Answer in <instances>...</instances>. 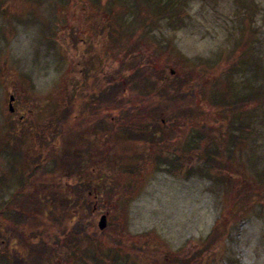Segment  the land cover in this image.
Instances as JSON below:
<instances>
[{"label": "rangeland", "instance_id": "1", "mask_svg": "<svg viewBox=\"0 0 264 264\" xmlns=\"http://www.w3.org/2000/svg\"><path fill=\"white\" fill-rule=\"evenodd\" d=\"M125 1L131 4V0H0V184L11 183L1 197L24 176L27 163L45 154V146L36 145L24 130L17 129L23 133L19 153L8 147L11 128L3 117L9 116L8 95L15 91L14 107L35 102L27 117L37 130L52 121L57 128L55 120L62 122L63 115V130L71 135L84 118L102 116L107 124L113 118L112 153L105 158L112 168L108 187L117 193L112 192L109 226L96 236L98 250L90 249L95 250L96 264H264V100L255 98L244 107L251 114L244 127L245 142L239 150L228 141L219 145L225 168L209 177L198 156L214 144L193 137L201 121L208 126L215 121L207 99L199 101L187 119L178 101H161L156 94L176 77L184 80L186 73L198 93L221 90L225 76L238 96L264 91V0H188L178 29L165 20L149 26L132 22V13L124 14ZM110 8V24L117 31L113 37L111 29L102 28L106 21L98 19L106 20ZM231 57L240 67L228 75ZM134 59L147 66L136 68ZM259 96L264 99L263 93ZM151 131L161 132L166 140L139 137ZM47 132L43 130L50 135ZM140 155L143 158L134 167L133 158ZM160 155L186 162L182 168L169 167L154 158ZM49 160V173H35L31 182L44 178L57 182L55 164ZM253 163L256 169L250 167ZM243 181L246 190L241 192ZM239 202L246 208L235 216ZM31 203L30 229L40 230L48 214L41 213L37 202ZM221 216L225 232L210 239ZM4 231L16 248L49 246L47 259L58 264L50 237L41 234L34 242V236L18 235L16 226ZM7 251L12 253L0 248V264L14 260L2 256ZM28 254L29 261L33 256Z\"/></svg>", "mask_w": 264, "mask_h": 264}, {"label": "flooded vegetation", "instance_id": "2", "mask_svg": "<svg viewBox=\"0 0 264 264\" xmlns=\"http://www.w3.org/2000/svg\"><path fill=\"white\" fill-rule=\"evenodd\" d=\"M17 100L18 96L15 91L9 93L7 104V115L9 116L3 117V120L7 121L6 123L10 124L11 128L9 132L11 134L8 135L11 141L8 146L9 149L11 152L18 150L19 153L20 151V137L23 133L17 132L18 129L24 130L26 135H32V141L36 145L43 144L45 154L38 155V160L35 159L34 165H32L33 161L31 164L25 165L24 176L20 177L13 190L5 193L4 197H1V193L6 191L5 188H11V183L0 184V248H9L12 251V253L7 251V254H2V256L8 259L14 257V260L9 262L10 264H52L51 260L47 259L49 246L39 248L37 247L38 244L35 245L37 248L22 249L16 248L17 245L12 246V239L7 242L4 230L11 225L17 227V233L20 236H26V234L31 237L34 236L32 237L34 242L42 238L41 234L44 237L47 236V239L50 237L49 242L56 246V248L51 246V252L56 256L58 264H61L62 261L65 262V259L71 260L69 264H76V262L96 264L97 257L92 256L95 250L91 252L90 249L98 250L96 236L100 237L109 226V207L113 199L111 188L102 189L104 183L108 184L111 178L112 168L107 164L105 156L110 159L112 153L110 142L113 118L110 117L111 122L109 121V124H107L106 118L102 116L94 115L95 118H86L87 120L84 118L83 123L78 125L77 133L71 135L63 130L62 125L65 123V117L61 115L62 118L60 119L64 121H62L63 123L55 120L57 122V128H55L52 125L53 121L51 124L45 122L44 124L48 128L39 129L42 131L41 133L33 127L35 124L33 119L27 117L28 112L33 111L32 106L35 102L28 100L21 106L14 107ZM10 104L12 109H10ZM47 129V134L50 135L43 134V130ZM97 135L101 136L97 137ZM40 151L41 149L37 150L39 154ZM48 156L58 158L57 166H55L59 176L57 182L46 178L35 183L31 182L28 174L33 166L36 173H41L42 170L49 173L50 170L46 169ZM81 156L84 160L86 156L89 157L90 163L82 164ZM102 159H105L106 163ZM49 161L53 165L54 161L52 159ZM33 187L35 188L33 189ZM29 189L32 191L30 192ZM31 202H37L43 214L48 211L46 204H56L59 219L57 224L50 223L46 217L44 219L46 221L43 220L42 225L44 227L42 229L38 230L36 227L30 229L34 217L31 213L32 209L29 208ZM6 215H11V217H4ZM102 215H105V227L99 229L98 222ZM66 246L67 248H65ZM71 246L74 248H70ZM27 250H30L29 252L33 256L29 261L27 260L29 256ZM22 253H25L24 256Z\"/></svg>", "mask_w": 264, "mask_h": 264}, {"label": "trees", "instance_id": "3", "mask_svg": "<svg viewBox=\"0 0 264 264\" xmlns=\"http://www.w3.org/2000/svg\"><path fill=\"white\" fill-rule=\"evenodd\" d=\"M188 0H131V4L128 6L126 1L121 5L124 11V14L132 13L131 14V21L132 22H138L141 23L142 26H149L154 25L158 20H165L170 26L178 29L182 22H183V15L186 11V7ZM101 7V5H100ZM98 11H99V7ZM101 12L99 11L98 14ZM107 13V19L105 20L102 17H99L101 21H106V25H103V30H107L108 28L111 29L112 33L109 34V36L113 37L115 34L117 35V31L114 29V26H111L110 22L113 21V18L110 16L111 8L105 11ZM117 17V15H116ZM120 18V15H118ZM104 19V20H103ZM115 19V18H114ZM233 59L232 61V67L231 70L228 73V75L231 74L233 70H239L238 62L235 58L231 57ZM244 62V61H243ZM133 64H137L135 66L136 68H140L142 65L147 66L146 64H140V62H137L136 59L133 60ZM206 67L208 65V62L203 63ZM190 76L188 73H186V76L183 79L177 77L175 78V82L169 83L164 85V87H159L157 89V96H159V99L161 101L163 100H175L178 101V105H180V108L182 110L181 115L192 117L193 116V109L197 105L199 101L202 99H207V105L208 108L211 111V115L215 118V121L212 123V126H208L205 122H200L199 127H196V131L194 133V139L202 140V141H211L214 144L212 148H206L203 149L202 153L199 154V158L204 160L205 166L207 171H204L203 174L211 177L213 176V171L218 170L221 172L224 170L225 165L222 163L221 160V151H219V145L222 146L226 141L230 142L232 145L236 146L239 150L241 148L242 144L245 142V128L248 127L249 124L248 121L251 118V114H247L245 110L243 111L244 107L247 104H250L255 100V98L258 99V101L264 100L259 96V94L263 93L264 91H254V93L246 94L244 96H238L237 91L235 89L234 83L230 81L229 77L225 76V80L223 82V87L221 90H212L209 93L196 92V86L193 81L189 80ZM148 84L153 87V89H156V84L154 81H151L148 79ZM201 96H204L201 98ZM160 109V108H159ZM162 110V109H161ZM166 111V107L165 110ZM244 112L247 114V116L244 114ZM252 112V111H251ZM186 118V117H185ZM245 119V120H244ZM248 119V121H246ZM237 124H236V123ZM223 125H226L223 126ZM223 126V127H222ZM225 127V129H223ZM144 136L143 134L139 137L146 139L147 141H153L157 140L164 141L166 140L164 135L161 134V132L157 131H151L148 135L147 133ZM184 143V145H186ZM183 145V146H184ZM180 146V145H179ZM189 147L188 145H186ZM195 146V144H194ZM185 147V148H187ZM184 148V147H183ZM51 151V150H49ZM51 153V152H50ZM232 156V155H231ZM234 156V155H233ZM48 159H52L54 161L55 166H57V160L58 158L55 156H48ZM219 157V158H217ZM143 158V156H136L133 159V166L138 167L137 165L140 163V160ZM158 162L161 163H169V167H177L182 168L185 165L186 158L182 161L179 157H164L163 155L154 157ZM223 158V157H222ZM86 160V161H85ZM83 158L81 156V162L82 164H89L90 158L86 156V158ZM85 161V162H84ZM254 165H250V167L256 169L255 163ZM34 165V163L32 164ZM35 167L33 166L32 169H30V172L28 176H30L29 179L33 178V175H35L36 170H34ZM82 169V168H81ZM169 169V168H168ZM253 169V170H254ZM264 171V170H262ZM82 172V170H81ZM244 180V179H243ZM244 184V186L242 185ZM109 185L107 183H104V186L102 189L105 190ZM109 188V187H108ZM240 191L243 192L244 188L246 190V184L245 181L241 183V186L239 187ZM117 190L115 188H111V192H114L116 194ZM249 196H245V198H248ZM240 203V204H239ZM236 206V210L234 211L235 216L240 215L239 213L242 212L246 205L239 202ZM48 209V219L50 217L54 218L55 224L59 221L57 216V205L56 204H46L45 205ZM223 216V215H222ZM221 217H218L216 222L214 223V226L212 228V236L210 234V239L216 238L217 236L223 235L225 230L224 226L222 225L223 219ZM225 217V216H224ZM210 258L212 259L214 257V253L210 252Z\"/></svg>", "mask_w": 264, "mask_h": 264}, {"label": "water", "instance_id": "4", "mask_svg": "<svg viewBox=\"0 0 264 264\" xmlns=\"http://www.w3.org/2000/svg\"><path fill=\"white\" fill-rule=\"evenodd\" d=\"M9 106H10V109H12L11 104ZM98 227L99 229H103L105 227V215H102L100 217V220L98 222Z\"/></svg>", "mask_w": 264, "mask_h": 264}]
</instances>
